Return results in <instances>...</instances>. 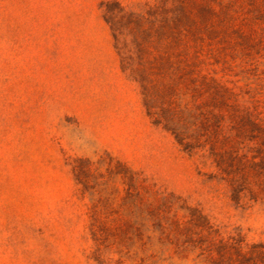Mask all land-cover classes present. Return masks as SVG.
<instances>
[{"label":"rangeland","instance_id":"374dc122","mask_svg":"<svg viewBox=\"0 0 264 264\" xmlns=\"http://www.w3.org/2000/svg\"><path fill=\"white\" fill-rule=\"evenodd\" d=\"M101 1L0 0V264H210L157 230L139 232L133 220L131 227L118 178L108 184L116 200L97 254L90 200L72 164L105 154L200 207L223 237L264 241V201L235 204L224 184L198 173L212 167L150 122L138 84L121 70ZM253 29L249 39L232 35L207 51L206 70L242 101L264 99V33Z\"/></svg>","mask_w":264,"mask_h":264},{"label":"trees","instance_id":"16d2710c","mask_svg":"<svg viewBox=\"0 0 264 264\" xmlns=\"http://www.w3.org/2000/svg\"><path fill=\"white\" fill-rule=\"evenodd\" d=\"M99 8L121 70L138 84L150 122L169 132L181 151L212 167L198 173L204 182L224 184L235 204L264 201V99L250 94L242 101L206 70L213 56L207 51L215 45L232 35L249 39L255 25L264 33V0H158L137 8L102 0ZM72 171L90 200L88 230L97 254L106 235L105 210L116 200L108 184L118 178L125 186L127 222L138 224L139 232L157 230L159 238L196 251L210 264H264V241L247 244L239 232L223 237L200 207L160 190L110 154L95 162L76 157Z\"/></svg>","mask_w":264,"mask_h":264}]
</instances>
